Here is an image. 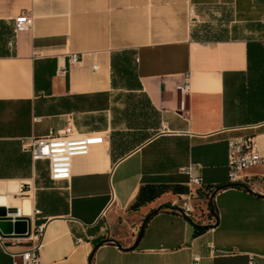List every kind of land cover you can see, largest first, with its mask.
Wrapping results in <instances>:
<instances>
[{
    "label": "crops",
    "instance_id": "obj_1",
    "mask_svg": "<svg viewBox=\"0 0 264 264\" xmlns=\"http://www.w3.org/2000/svg\"><path fill=\"white\" fill-rule=\"evenodd\" d=\"M66 127L103 141L52 180L22 143ZM231 136L264 156V0H0V207L45 224L39 264H264V164L229 182Z\"/></svg>",
    "mask_w": 264,
    "mask_h": 264
},
{
    "label": "built area",
    "instance_id": "obj_2",
    "mask_svg": "<svg viewBox=\"0 0 264 264\" xmlns=\"http://www.w3.org/2000/svg\"><path fill=\"white\" fill-rule=\"evenodd\" d=\"M32 26V15L21 13L15 18L14 35L20 30L30 28ZM15 43L14 37L8 41L10 47ZM80 56L72 53L69 58L70 65L77 63ZM65 70L61 69V73ZM183 95H187L189 91L188 83L177 85ZM181 107H185V100L181 101ZM103 135L100 134H75L71 127H66L62 133L53 134L49 132L45 136L32 137L28 142H23V149L30 153L32 159H42L47 161L49 177L52 180L69 179L71 176L72 159L76 155H85L90 147L94 144L101 143ZM264 164V156H259L254 150L252 137L249 136H231L227 141V175L229 182H236L241 178V173L254 165ZM187 176V183L190 186L189 192L181 197L179 203L175 204L176 210L192 222L199 223L200 215L197 211L195 200L198 198L197 189L203 188V179L201 176L194 174L191 168L183 170ZM207 193V201L213 200L215 194L219 191L214 185L204 188ZM216 219L212 216L209 223L214 225ZM45 228L44 223H39L31 227L25 232L23 237L16 239H28L29 244L21 250H11L4 242V238L0 235V243L13 257V264H39L38 250L41 245V236ZM77 242H81L82 238L77 237ZM194 264H198L199 257L194 256ZM249 264H253V256L249 255Z\"/></svg>",
    "mask_w": 264,
    "mask_h": 264
},
{
    "label": "water",
    "instance_id": "obj_3",
    "mask_svg": "<svg viewBox=\"0 0 264 264\" xmlns=\"http://www.w3.org/2000/svg\"><path fill=\"white\" fill-rule=\"evenodd\" d=\"M9 213H14L10 215ZM144 225V223H143ZM142 225V226H143ZM30 229V220L28 217H24L18 214L14 210H6L5 207H0V235L7 236L13 234L15 237H23L25 232Z\"/></svg>",
    "mask_w": 264,
    "mask_h": 264
},
{
    "label": "trees",
    "instance_id": "obj_4",
    "mask_svg": "<svg viewBox=\"0 0 264 264\" xmlns=\"http://www.w3.org/2000/svg\"><path fill=\"white\" fill-rule=\"evenodd\" d=\"M155 211L150 212L144 219V223L151 217L152 214H154ZM206 226H199L197 224H194V234L200 233Z\"/></svg>",
    "mask_w": 264,
    "mask_h": 264
}]
</instances>
